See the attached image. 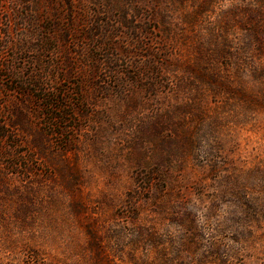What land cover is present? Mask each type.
<instances>
[{
    "label": "rangeland",
    "instance_id": "obj_1",
    "mask_svg": "<svg viewBox=\"0 0 264 264\" xmlns=\"http://www.w3.org/2000/svg\"><path fill=\"white\" fill-rule=\"evenodd\" d=\"M46 1L0 12V264H264V0Z\"/></svg>",
    "mask_w": 264,
    "mask_h": 264
},
{
    "label": "trees",
    "instance_id": "obj_2",
    "mask_svg": "<svg viewBox=\"0 0 264 264\" xmlns=\"http://www.w3.org/2000/svg\"><path fill=\"white\" fill-rule=\"evenodd\" d=\"M14 2H15V4H17L18 6L19 5H21V4H26L27 2H29L30 0H13ZM55 0H47L46 2H47V5L49 6V4L50 5H52L53 4V2H54ZM5 2H6V0H0V12H7V10H6V8L4 7V4H5ZM51 7V6H50ZM47 8V13H45V16H46V18L48 17H50V18H55V16H56V13L55 14H49L48 15V13L50 12V11H52L53 9H52V7L51 8ZM23 14V13H22ZM49 18V19H50ZM28 19V17L27 18H23V20L24 21H26ZM8 23V22H7ZM8 26V25H7ZM27 26H29L28 25V23H27V25L26 26H24L23 28L25 29ZM57 26H58V24L57 23H53V25H51L50 23H49V26L46 28L45 26H43L44 28L43 29H46L47 30V32H45V35H47V37H51V36H49V34H51V32H53V31H55V34H54V36H52L51 38H54L55 36H57V33L59 32V30L57 31ZM51 28V29H50ZM30 29H28L27 31H29ZM53 30V31H52ZM57 31V32H56ZM27 37H29V34H27V32L25 33V41H27ZM55 39H56V37H55ZM28 42V41H27ZM40 42H41V45H39V46H37V49L36 50H38L39 51V49L40 50H42L43 48H44V46L46 45L45 44V41L43 40V37H41L40 38ZM25 43V42H24ZM230 68V66L229 65H227V69H229ZM229 72V71H228ZM40 83L42 82V79H37ZM225 80V79H224ZM226 81V80H225ZM222 85H226V87H227V84L226 83H223ZM39 87V86H38ZM46 92V91H48L47 89H45V88H37L36 89V93L38 94V92ZM50 95V94H49ZM46 98L47 97H43V96H38L37 95V100H40L41 102L42 101H45L46 100ZM57 98H59L58 96H57ZM51 100H53V98L51 97L50 98V101ZM57 110L59 111V112H61L62 110H61V107H59V108H57ZM53 120H56V119H53ZM8 158H10V157H8ZM21 158V157H20ZM16 161H18V162H11V164L13 163V166L15 167V168H21V169H25L26 170V167H25V165H24V163H21L20 162V160L19 159H17L16 158ZM12 166V167H13ZM216 246H220V245H216ZM209 249L210 250H212L213 251V253H211L210 255H208V256H202L201 257V259H200V263H203V264H244L241 260H240V262H238L239 260H237V257H234V256H232V257H230V255H228L227 253L225 254L223 251L221 252V251H218V249H215L214 247H209ZM218 251V252H217ZM233 257H234V261H233ZM208 262V263H207Z\"/></svg>",
    "mask_w": 264,
    "mask_h": 264
}]
</instances>
